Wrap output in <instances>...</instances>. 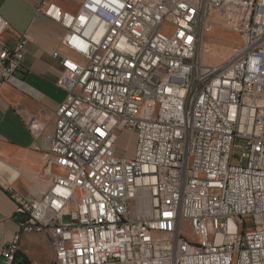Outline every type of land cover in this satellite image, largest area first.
Returning a JSON list of instances; mask_svg holds the SVG:
<instances>
[{
  "label": "built area",
  "instance_id": "1",
  "mask_svg": "<svg viewBox=\"0 0 264 264\" xmlns=\"http://www.w3.org/2000/svg\"><path fill=\"white\" fill-rule=\"evenodd\" d=\"M84 62L61 61L65 92L46 146L39 196L15 194L18 237L52 232L55 264H264V0H85L75 14L44 3ZM233 13L240 45L197 57L214 14ZM0 90L18 86L27 35H1ZM57 56V55H56ZM123 132L136 134L118 155ZM242 150L245 166L233 162Z\"/></svg>",
  "mask_w": 264,
  "mask_h": 264
},
{
  "label": "crops",
  "instance_id": "2",
  "mask_svg": "<svg viewBox=\"0 0 264 264\" xmlns=\"http://www.w3.org/2000/svg\"><path fill=\"white\" fill-rule=\"evenodd\" d=\"M85 0H0V16L6 22L1 37L15 45L27 35L28 43L22 69L17 73L22 85L6 84L0 90V263L3 249L20 230L13 196H39L47 189L42 179L46 165V146L35 138L27 116H36L53 132L54 113L64 101L65 92L57 86L63 58L84 62L63 44L67 29L46 16L41 8L52 3L63 12L75 14ZM57 55V56H56ZM20 254L30 264H53L55 250L45 233H25Z\"/></svg>",
  "mask_w": 264,
  "mask_h": 264
},
{
  "label": "rangeland",
  "instance_id": "3",
  "mask_svg": "<svg viewBox=\"0 0 264 264\" xmlns=\"http://www.w3.org/2000/svg\"><path fill=\"white\" fill-rule=\"evenodd\" d=\"M213 28L201 35L197 45V57L204 63H220L237 47L239 37L236 31V16L233 13L214 14ZM136 143V134L123 132L118 143V155L131 156ZM233 162L245 166L247 161L242 156V150L235 149Z\"/></svg>",
  "mask_w": 264,
  "mask_h": 264
},
{
  "label": "bare ground",
  "instance_id": "4",
  "mask_svg": "<svg viewBox=\"0 0 264 264\" xmlns=\"http://www.w3.org/2000/svg\"><path fill=\"white\" fill-rule=\"evenodd\" d=\"M35 233H45V234H47V236L52 241V244H53V247H54V250H55V259H54V263L53 264H55L56 261H57V258L59 256V254H60V244H59V241H57L55 239V237H54V235H53L52 232H48V231H37ZM21 237H22V235L20 237H18V248H21V244H20Z\"/></svg>",
  "mask_w": 264,
  "mask_h": 264
},
{
  "label": "trees",
  "instance_id": "5",
  "mask_svg": "<svg viewBox=\"0 0 264 264\" xmlns=\"http://www.w3.org/2000/svg\"><path fill=\"white\" fill-rule=\"evenodd\" d=\"M14 264H30V261L22 254H18V256L15 259Z\"/></svg>",
  "mask_w": 264,
  "mask_h": 264
}]
</instances>
